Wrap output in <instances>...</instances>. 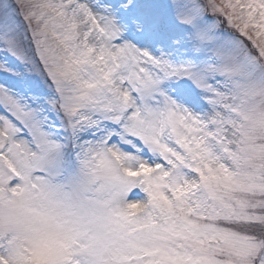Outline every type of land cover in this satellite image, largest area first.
Returning a JSON list of instances; mask_svg holds the SVG:
<instances>
[{
  "label": "snow or ice",
  "instance_id": "obj_1",
  "mask_svg": "<svg viewBox=\"0 0 264 264\" xmlns=\"http://www.w3.org/2000/svg\"><path fill=\"white\" fill-rule=\"evenodd\" d=\"M0 264H264V0H0Z\"/></svg>",
  "mask_w": 264,
  "mask_h": 264
}]
</instances>
